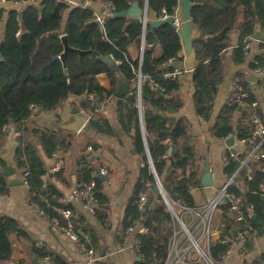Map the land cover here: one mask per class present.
Segmentation results:
<instances>
[{
  "label": "trees",
  "instance_id": "trees-1",
  "mask_svg": "<svg viewBox=\"0 0 264 264\" xmlns=\"http://www.w3.org/2000/svg\"><path fill=\"white\" fill-rule=\"evenodd\" d=\"M92 1L112 7L108 14L97 12L103 18L102 25L95 20L96 12L92 8L72 6L64 0H42L40 6H28L21 14L8 11V19L0 39V145L7 128H15L20 138L15 150V164L22 170V178L27 182L28 201L51 222L57 216L54 207L63 206L72 210L71 205L62 201V192L51 182L56 180L69 185L66 180L69 177L66 171L68 164L65 166L63 163L62 168L49 178L45 165L37 154L36 144L41 146L47 157L51 158L57 151L65 156L73 148L74 136L51 127H29L28 120L33 109L49 112L69 96L83 97L79 107L90 115L88 127L99 134L111 136V125L99 114L98 106L114 99L120 81L128 84L131 90L125 98L116 100V112L123 128L134 129L133 146L141 156L142 167L136 192L127 203L121 227L123 232L136 225L144 229L135 236L139 241L140 256L136 264H164L175 225L174 218L161 195L153 194L151 190L144 214L136 204L142 180L150 184V189L155 182L146 156L148 150L166 198L171 203L196 208L191 189L199 186L200 181L198 167L194 165L192 131L185 117L171 116L183 107L179 94L181 74L175 78L166 76L177 68L183 72V68L173 66V63H181L183 60L181 42L176 31L168 24L150 30L148 26L143 28L135 19L111 16L114 12L128 9L131 0ZM136 1L140 6L145 2ZM190 1L193 3L190 18L198 31V37L193 42L196 61L191 72L194 88L192 101L197 117L208 121L226 73L229 50L232 51V62L240 64L245 60L244 44L248 38H253L259 32L262 34L260 44L263 46L264 0ZM147 9L156 19L163 13L175 16L179 10V0H147ZM4 11L0 8V26ZM235 30L237 44L232 46L231 36ZM62 36L67 38L71 48L83 51L81 55L75 51L67 54L65 72L59 58L63 52ZM142 38L144 49L140 60ZM89 51H94L98 56ZM104 57L110 58L112 63L104 61ZM169 60L172 62L168 63ZM138 70L143 77L140 88L141 115L137 107ZM100 76L109 81L108 87L102 86ZM234 78H237L238 84L246 92L240 115L235 121L233 115L239 105L225 103L209 133L211 137L221 140L233 134L236 141L246 143L245 151L236 158L230 156L229 149L225 151L223 171L228 179L237 172L227 191L241 200L244 218L237 221L229 210L228 203L219 206L222 210L219 237L209 246L210 255L217 264L229 250L233 233L244 236L241 242L243 251H249L253 239L264 233V161L257 157L241 167V161L255 144L249 142L255 128L253 118L259 115L264 123V111L258 104L252 105L256 98L241 74L236 73ZM55 95L57 98L52 103ZM24 132L34 135L37 143L24 139ZM88 146L72 161L75 182L95 181L99 207L94 214L105 224L106 216L101 212L106 200L100 194L101 179L94 173L91 153L86 152ZM90 147L92 150L96 149L94 144ZM258 154L264 155V143L260 145ZM5 166V162L0 160V171ZM238 180L246 186L245 191L241 192L237 187ZM8 190L6 180L0 174V195L6 194ZM41 195H45V198ZM73 222L77 242L83 244L86 250H91L94 245L91 234L89 238H84L86 229L79 227L76 217ZM0 233L7 236L6 240L0 242V261L9 260L12 255L13 244L8 236H29L17 221L2 215ZM32 252L37 258L32 264H40L39 260L45 258L50 264H71L46 247L33 246ZM253 264H264V254Z\"/></svg>",
  "mask_w": 264,
  "mask_h": 264
},
{
  "label": "crops",
  "instance_id": "crops-1",
  "mask_svg": "<svg viewBox=\"0 0 264 264\" xmlns=\"http://www.w3.org/2000/svg\"><path fill=\"white\" fill-rule=\"evenodd\" d=\"M41 2L42 0L22 2L0 0V8L5 10L3 22L0 26V39L8 19V11L12 10L21 14L26 7L31 5L38 7ZM67 2L75 6L80 5L83 0H68ZM90 6L95 12L103 11L102 3L92 2ZM147 18L156 19L148 12ZM261 38L262 34L259 33L258 39L255 38V35L250 39L249 46L245 52V60L240 64L232 62V51L229 50L226 73L214 99L213 110L208 121L199 119L195 114L192 101L194 91L191 76L192 69L190 71L183 69L179 77V94L183 101V107L179 112L171 116L175 118L185 117L189 122L195 146L194 165L199 170V181L206 164L209 165L211 173V184L209 186L204 187L199 184V186L191 189V195L197 209L213 199L228 180L227 175L223 172L225 151L229 149L230 152L243 153L246 148L244 141H236L235 139L233 141L236 145L227 147L225 139L221 140L211 137L209 133V129L225 104L227 96L234 89L232 80L236 73H240L244 78L256 98V103L264 111V51L260 44ZM236 44L237 30L231 36V45L235 46ZM133 50L132 48V53ZM100 82L104 87L109 86V81L103 76H100ZM57 95L52 98V103L56 100ZM69 97L74 98V102L71 104H68L66 99L53 111L43 112L39 109L40 111L37 114L32 112V116L28 120V126L51 127L57 130L54 124L68 119L71 106L75 105L81 110L79 102L83 97ZM239 107L241 108L237 109L233 115L235 121L240 115L239 111L242 109V105H239ZM98 109L99 114L107 119L111 125L112 135L99 134L89 127L87 131L81 130L77 134L57 130L74 136L71 152L65 156L61 151L56 152L57 157L62 159L65 166L68 164L66 171L69 177L66 180L69 185L51 180L62 192V201L71 205L78 225H80L79 227L86 229L87 232L84 238H89V234H91L94 239V245L91 248L92 254L89 255V250H86L83 244L71 240L43 215L38 213L37 208L28 201V186L24 183L19 186L8 187V192L0 195V215L17 221L29 236L25 238L14 235L8 236V240L13 244L12 255L9 260L0 261V264H32V262L37 261L32 252L33 246L46 247L47 250L61 256L71 264H136L139 261L138 258L140 256L132 249V244L136 233L140 232V225L132 227L133 231L127 230L125 232L122 231L121 227L127 203L136 192V184L139 181L142 167L141 156L137 154L133 146L132 136L134 135V129L132 127H126L125 129L120 125L116 112L115 98L102 106H98ZM81 111L85 113L83 110ZM88 116L90 119V115ZM22 136L33 144L37 143V138L28 132L22 133ZM19 141L17 130L13 127H8L6 136L0 145V160L5 162V168L8 164L13 165L17 175L22 179V170L17 168L15 164V150ZM89 144L96 145V149L90 152L86 148V152L91 153L94 173L99 177L98 169L104 168L107 171V175L99 177L101 179L100 194L106 200L101 212V214L106 216L105 224H102L95 214L88 213L78 204L68 202L71 189L76 181L72 161L76 160ZM36 150L45 165L47 176L52 178L51 167L54 157L45 156L41 146L38 144H36ZM70 166L72 167V172H70ZM236 185L241 192L245 191L246 186L241 180H238ZM41 197L44 199L45 195H41ZM221 219L222 210L218 208L214 212L212 219L214 233L216 230L218 231ZM6 239L7 236L4 233H0V242ZM229 245V250L219 264H253L264 254V233L253 239L252 247L249 251L241 249L242 243L237 238H233ZM39 263L50 264V261L45 258L39 260Z\"/></svg>",
  "mask_w": 264,
  "mask_h": 264
},
{
  "label": "built area",
  "instance_id": "built-area-1",
  "mask_svg": "<svg viewBox=\"0 0 264 264\" xmlns=\"http://www.w3.org/2000/svg\"><path fill=\"white\" fill-rule=\"evenodd\" d=\"M68 1V0H64ZM92 0H83L80 4L83 7L91 8ZM112 7L109 4H103L104 14L110 13ZM94 11V10H93ZM95 12V11H94ZM161 17H166L163 13ZM95 20L102 25L103 18L97 12L95 13ZM250 38H248L244 44V50L246 51L249 46ZM262 49L264 51V39H263ZM144 49V40L142 38L140 45V55L141 60L142 53ZM172 60H169L168 63H171ZM117 63V62H116ZM181 74L179 68L174 71L167 73L166 76L178 77ZM142 75L140 70L137 72V97L138 103L137 107L139 109V114L141 115V105H140V88L142 82ZM233 91L226 98V104L228 105H243L244 99L246 98V92L238 84L237 78L232 80ZM253 106H256L257 103L253 102ZM253 123L255 128L252 132V136L249 140L251 143H255L252 151L245 156L241 161V167L246 165L251 159L257 157L264 158L263 154H258V149L262 143H264V123L262 117L256 115L253 118ZM140 124L142 128L141 118ZM87 151H92L90 146L87 147ZM238 152L232 151L230 156L236 158ZM54 157V162L51 167V172H58L62 166L63 161L57 154L52 155ZM151 168V167H150ZM152 171V169H151ZM26 175V173H25ZM98 175L105 176L107 171L104 168L98 169ZM237 172L232 175L227 182L222 186L217 195L204 204L201 208H189L185 205H182L177 202L171 203L165 196L162 186L160 188V195L163 198L168 211L171 213L174 218L175 225L173 227L172 235L169 240L167 257L164 264H217L210 255V243L212 242V219L214 212L219 208L222 203H228L229 210L234 215L237 221H241L244 218V211L242 208L241 200L233 193L227 191L228 187L233 183V180ZM23 184H27L25 179L22 178ZM150 184L147 181L142 180V187L138 194L137 208L141 211L145 208L148 197L150 195ZM225 196V201L222 200V197ZM68 202L78 204L83 210L87 211L90 214H94L97 208L99 207V199L96 195V185L95 181L91 180L89 182L74 183L73 188L71 189ZM37 208V207H36ZM252 207L249 208L251 211ZM54 210L57 214L51 221V224L59 229L61 232L66 234L71 240L77 241V234L75 232V224L73 218L75 217L74 212L67 207L58 206L54 207ZM37 211L40 215H43V212L37 208ZM143 228H140V232H143ZM128 231H133V228H129ZM236 238L242 242L244 236L242 234H236ZM225 241H223L224 243ZM132 249L135 252H139V241L134 239L132 244ZM88 254L91 255L92 251L89 250Z\"/></svg>",
  "mask_w": 264,
  "mask_h": 264
},
{
  "label": "water",
  "instance_id": "water-1",
  "mask_svg": "<svg viewBox=\"0 0 264 264\" xmlns=\"http://www.w3.org/2000/svg\"><path fill=\"white\" fill-rule=\"evenodd\" d=\"M193 6L190 0H179V10L175 16H166L160 17L157 19H149L147 18V0H145L144 5L140 6L136 0H131L130 7L126 10L120 12H114L111 14L112 17H125L129 19H135L140 24H142L143 28L146 26L149 27L150 30L160 27L161 25L168 24L172 29L176 31L179 36L181 46H182V55L183 60L181 63H173V66L181 67L186 71H190L193 69L196 61V54L193 48V42L198 37V31L194 26L193 22L190 18V10ZM255 38H259V33L255 34ZM61 42L63 46V52L59 55V58L62 62L63 70L65 69V59L67 54L70 51H75L80 55L83 54V51L73 49L69 46L67 42V38L65 36L61 37ZM154 46V45H153ZM152 46V47H153ZM98 56L94 51H89ZM104 61L107 63H112L111 59L108 57H104ZM131 87L120 81L119 85L114 93L115 101L119 99L125 98ZM66 102L71 104L74 102L73 97H68ZM241 107H238L240 109ZM40 110L38 108L33 109V114H37ZM89 120V116L83 113L77 106H71L69 117L67 120L55 123L54 127L59 131L69 132L71 134H77L79 131L88 130L87 122ZM234 135H230L225 139V144L227 147L234 146ZM171 149L168 150V154H170ZM146 156L149 160L150 167L152 169V173L154 176V185L151 188L153 194H160L161 184L160 181L153 169L152 162L150 160L148 150H146ZM261 161H264V158H260ZM9 163V162H8ZM70 172H72V167L70 166ZM98 172V171H97ZM1 176H3L6 180V184L8 187L19 186L23 184L22 179L17 175L15 171V167L11 164H8L7 167L0 171ZM101 177V175H99ZM200 184L204 187H207L211 184V173L210 167L208 164L202 170ZM222 200L225 201V196L222 197ZM148 204V202H147ZM147 204L143 209V214L146 212ZM219 237L218 231L212 234V241H216ZM233 238H236V233H233ZM140 260V258H138Z\"/></svg>",
  "mask_w": 264,
  "mask_h": 264
}]
</instances>
